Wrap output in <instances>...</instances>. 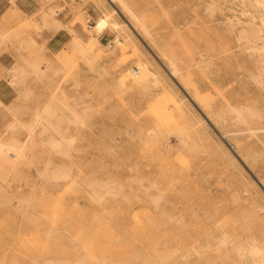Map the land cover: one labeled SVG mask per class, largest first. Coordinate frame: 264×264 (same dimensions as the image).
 <instances>
[{
    "label": "rangeland",
    "instance_id": "obj_1",
    "mask_svg": "<svg viewBox=\"0 0 264 264\" xmlns=\"http://www.w3.org/2000/svg\"><path fill=\"white\" fill-rule=\"evenodd\" d=\"M125 1L152 37L43 0L9 42L0 264H264V1Z\"/></svg>",
    "mask_w": 264,
    "mask_h": 264
},
{
    "label": "crops",
    "instance_id": "obj_2",
    "mask_svg": "<svg viewBox=\"0 0 264 264\" xmlns=\"http://www.w3.org/2000/svg\"><path fill=\"white\" fill-rule=\"evenodd\" d=\"M42 4L43 0H0V89L4 86L8 87L12 92L10 96L17 94L15 83L17 80L14 82L13 78L18 69V62L13 55H19L22 52H20L21 47L10 46L9 42L10 40L20 42L28 38V34H20V26L26 21L29 12L38 11ZM67 9L70 7L65 8L66 11ZM34 35L32 34L31 40L35 44H41L43 36L40 38L41 41H38ZM46 37L47 40L58 38L57 34H46ZM4 101L13 100L0 98V102Z\"/></svg>",
    "mask_w": 264,
    "mask_h": 264
},
{
    "label": "bare ground",
    "instance_id": "obj_3",
    "mask_svg": "<svg viewBox=\"0 0 264 264\" xmlns=\"http://www.w3.org/2000/svg\"><path fill=\"white\" fill-rule=\"evenodd\" d=\"M110 2H114L122 11L121 14L122 16H126L128 18L131 19L132 23L134 24V30L137 32H140L141 34L145 35L146 37H149L150 32L147 30V28H145L144 24H142V22L140 21V19L135 15V13L132 11V9H130L129 4L125 1V0H109ZM264 1V0H262ZM25 2V1H24ZM64 16L62 17H54L51 18V20L55 23V25H57L61 30L62 33L65 34L66 37L70 38V39H76L74 37V33L71 31L70 27L68 26V24L64 21ZM239 18V17H238ZM98 20L101 22V24L106 27L108 30L110 29L111 31H115V42H119L117 41L118 39H116L118 37V31L119 30H123V26L121 28V26L119 25L118 22L116 21H112L108 18L107 15L102 14L100 17H98ZM127 24V23H126ZM152 37V35H150ZM243 38H245V43H248L250 41V38L246 37V36H242ZM114 38V37H113ZM155 38V37H153ZM112 39V38H111ZM151 40H154L151 38ZM151 42V41H150ZM153 42V41H152ZM154 42H157L154 40ZM156 44V43H155ZM154 44V45H155ZM157 45V44H156ZM156 47V46H155ZM159 47V46H158ZM157 48V47H156ZM159 50V49H158ZM162 51V50H160ZM159 51V52H160ZM161 53V52H160ZM163 56H165L163 53L161 54ZM166 58V57H165ZM168 64H170L171 66V71L175 72L176 66L175 64H173L172 61L168 60ZM172 72V73H173ZM243 251V250H242ZM253 255L257 256L262 262H264V255H260L259 254V250L258 249H252L251 252Z\"/></svg>",
    "mask_w": 264,
    "mask_h": 264
},
{
    "label": "built area",
    "instance_id": "obj_4",
    "mask_svg": "<svg viewBox=\"0 0 264 264\" xmlns=\"http://www.w3.org/2000/svg\"><path fill=\"white\" fill-rule=\"evenodd\" d=\"M75 1H77V0H75Z\"/></svg>",
    "mask_w": 264,
    "mask_h": 264
}]
</instances>
